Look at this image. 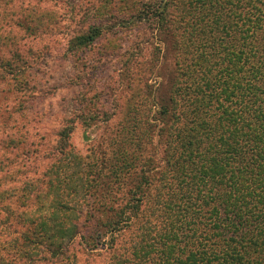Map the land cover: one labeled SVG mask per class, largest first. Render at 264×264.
Listing matches in <instances>:
<instances>
[{
  "label": "trees",
  "instance_id": "obj_1",
  "mask_svg": "<svg viewBox=\"0 0 264 264\" xmlns=\"http://www.w3.org/2000/svg\"><path fill=\"white\" fill-rule=\"evenodd\" d=\"M137 21H156L176 56L161 164L130 130L132 147L94 172L66 151L65 130L70 159L48 190L0 181V264H78L80 241L107 264H264V0H156ZM100 36L93 26L79 45ZM34 201L50 214L34 216Z\"/></svg>",
  "mask_w": 264,
  "mask_h": 264
},
{
  "label": "rangeland",
  "instance_id": "obj_2",
  "mask_svg": "<svg viewBox=\"0 0 264 264\" xmlns=\"http://www.w3.org/2000/svg\"><path fill=\"white\" fill-rule=\"evenodd\" d=\"M155 1L0 0V181L6 188L34 181L48 190L47 173L70 159L61 152L65 130L66 151L94 172L105 160L103 169H110L119 147H132L130 130L161 164L160 105L176 74V56L161 41L156 21H137ZM93 26L101 36L80 46ZM10 203L22 211L20 201ZM32 203L34 216L50 214ZM7 210L0 207L1 240ZM91 221L87 214L81 219L82 225ZM72 253L78 264L109 260L81 241Z\"/></svg>",
  "mask_w": 264,
  "mask_h": 264
}]
</instances>
